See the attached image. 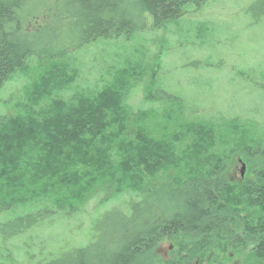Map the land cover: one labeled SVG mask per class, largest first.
Here are the masks:
<instances>
[{"label": "trees", "instance_id": "16d2710c", "mask_svg": "<svg viewBox=\"0 0 264 264\" xmlns=\"http://www.w3.org/2000/svg\"><path fill=\"white\" fill-rule=\"evenodd\" d=\"M207 2L0 0V90L34 54L30 27L62 24L56 42L61 60L68 46L129 41L150 19L153 29H161ZM73 66L52 63L24 93L20 112L0 116V264H27L22 259L35 257L29 236L77 215L100 187L109 188V201L137 196L101 216L100 222L119 214L130 223L114 235L106 256L99 236H91L90 243L48 255L40 264H194L210 256L217 264L234 257L241 264H264V144L242 147L251 177L232 186L225 160L209 155L217 148L212 127L190 125L191 138L182 140L175 130L184 128L179 115L153 118L155 113L140 110L134 117L129 94L137 76L129 70L65 98L79 75ZM170 97L171 104L183 105L181 97ZM169 99L162 95L158 101ZM159 118L165 121H157V130L153 121ZM157 195L177 205L149 220L138 217V207ZM165 240L176 245L169 260L155 256ZM20 241L25 252L16 248Z\"/></svg>", "mask_w": 264, "mask_h": 264}, {"label": "rangeland", "instance_id": "374dc122", "mask_svg": "<svg viewBox=\"0 0 264 264\" xmlns=\"http://www.w3.org/2000/svg\"><path fill=\"white\" fill-rule=\"evenodd\" d=\"M28 32H32L34 54L24 70L0 90V116H16L20 112L16 106L34 78L54 62H71L79 74L75 87L62 95L65 98L79 89H96L111 81L117 71L129 70L137 76L129 94L134 117L140 110L155 113L153 118L164 115L175 119L179 115L184 128L175 130L184 134L182 140L191 138L186 132L190 125L212 127L217 148L209 155L225 160L228 182L241 185L251 177L241 152L244 145L264 144V0H208L202 8H190L182 19L161 29H153L150 19L147 29L129 41H98L74 50L68 46L62 61L59 59L64 54L56 46L63 34L62 24L42 23ZM162 95L170 98L167 104L158 101ZM169 95L181 97L183 105L171 104L173 97ZM157 121L163 124L165 119L153 121L160 130ZM111 196L108 187L97 188L77 215L34 231L28 239L35 255L30 260L40 264L48 255L50 259L61 251L90 243L91 236H99L102 256H106L114 235L130 223L119 214L100 222L101 216L111 207L123 206L137 197L125 193L109 201ZM175 205L157 195L138 207L137 216L146 214L149 220ZM24 245L25 241L16 242L21 252H25ZM174 251L175 243L165 240L155 256L169 260ZM214 257L194 264H217ZM30 260L22 259L27 264ZM223 264H241V259L234 257Z\"/></svg>", "mask_w": 264, "mask_h": 264}]
</instances>
